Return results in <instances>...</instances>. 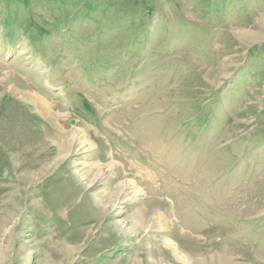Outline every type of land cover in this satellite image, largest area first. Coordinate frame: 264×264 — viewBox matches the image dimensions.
I'll list each match as a JSON object with an SVG mask.
<instances>
[{
	"label": "rangeland",
	"instance_id": "1",
	"mask_svg": "<svg viewBox=\"0 0 264 264\" xmlns=\"http://www.w3.org/2000/svg\"><path fill=\"white\" fill-rule=\"evenodd\" d=\"M0 264H264V0H0Z\"/></svg>",
	"mask_w": 264,
	"mask_h": 264
},
{
	"label": "bare ground",
	"instance_id": "2",
	"mask_svg": "<svg viewBox=\"0 0 264 264\" xmlns=\"http://www.w3.org/2000/svg\"><path fill=\"white\" fill-rule=\"evenodd\" d=\"M32 104H33V102L34 103H37L34 99H31V101H30ZM97 164H95V166H96ZM101 166H103V165H101ZM97 167H100L99 165H97ZM101 168V167H100ZM103 168V167H102ZM118 183V186H120V187H135L134 186V184L133 183H131L130 181H127V180H122V181H120V182H117ZM136 188H134V190H135ZM123 191V190H122ZM136 191V190H135Z\"/></svg>",
	"mask_w": 264,
	"mask_h": 264
}]
</instances>
